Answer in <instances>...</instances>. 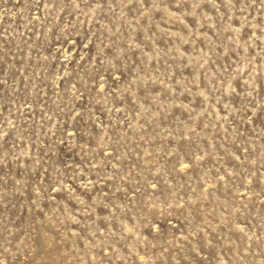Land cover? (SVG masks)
Wrapping results in <instances>:
<instances>
[{
    "label": "rangeland",
    "instance_id": "obj_1",
    "mask_svg": "<svg viewBox=\"0 0 264 264\" xmlns=\"http://www.w3.org/2000/svg\"><path fill=\"white\" fill-rule=\"evenodd\" d=\"M0 264H264V0H0Z\"/></svg>",
    "mask_w": 264,
    "mask_h": 264
}]
</instances>
